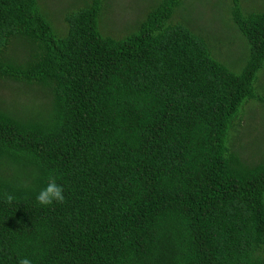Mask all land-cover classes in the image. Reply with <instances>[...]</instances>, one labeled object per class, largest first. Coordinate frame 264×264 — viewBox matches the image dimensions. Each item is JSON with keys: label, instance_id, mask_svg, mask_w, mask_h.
<instances>
[{"label": "trees", "instance_id": "16d2710c", "mask_svg": "<svg viewBox=\"0 0 264 264\" xmlns=\"http://www.w3.org/2000/svg\"><path fill=\"white\" fill-rule=\"evenodd\" d=\"M141 1L0 0V264H264V0Z\"/></svg>", "mask_w": 264, "mask_h": 264}, {"label": "rangeland", "instance_id": "374dc122", "mask_svg": "<svg viewBox=\"0 0 264 264\" xmlns=\"http://www.w3.org/2000/svg\"><path fill=\"white\" fill-rule=\"evenodd\" d=\"M45 1V0H44ZM50 6H52L53 10H54V20L55 23L57 25L61 26V21L64 15V12L69 8V4L73 3L75 0H46ZM79 2V0H77ZM205 2L207 0H204ZM105 5L107 4L105 11H104V15H108V12L111 16H113L114 19L117 18V16L119 17V19H117V22L119 23L117 26V33L121 34L123 32V29L125 27V25L131 26V24H134V22L141 20L143 18V14L145 11V3L140 1H136V0H104ZM108 2V3H107ZM245 0L242 1V3H244ZM190 4H194V2H191ZM198 4V8H196L194 10L195 13H200L202 14L201 20L198 21L196 24L201 25L200 27L195 26L194 30L199 29L201 31V27L204 26V23H206V21H209L210 23H212V26L214 29L220 30V27H217L220 23V21L215 20L216 22L214 23V18L212 19L211 17H214L216 15V7L217 4H213V12L210 10V6H206L205 3H203V1L201 3H197ZM196 6V5H195ZM221 12V9H219L218 14ZM217 14V15H218ZM188 16H190V14H188ZM193 17V15H192ZM225 20H226V15H225ZM186 22V21H185ZM126 26V27H128ZM205 27V26H204ZM115 33V34H117ZM233 50H239L237 47H234ZM232 50V51H233ZM236 60L237 62L234 64V66L232 65V68L229 67L232 70H239L242 67V62L244 61V57L242 54L240 53H236ZM259 80L258 83L261 84L262 86V90L264 91V69L261 70L259 73ZM5 90H0V94L5 93ZM6 100H8L9 96L8 95H3ZM10 102H13L12 99L10 100ZM246 111H251V116L252 115H257V112L260 111V104L255 101L252 104L248 105L246 107ZM257 134V131H253L252 132V136L254 137V135Z\"/></svg>", "mask_w": 264, "mask_h": 264}, {"label": "clouds", "instance_id": "9594fccd", "mask_svg": "<svg viewBox=\"0 0 264 264\" xmlns=\"http://www.w3.org/2000/svg\"><path fill=\"white\" fill-rule=\"evenodd\" d=\"M63 192L64 189L61 185L57 184L56 178L50 176L47 185L37 194L36 201L42 206L51 205L53 202L63 203L65 201ZM13 200L14 197L11 194H5V201L7 203H11ZM19 264H31V261L27 258H22Z\"/></svg>", "mask_w": 264, "mask_h": 264}]
</instances>
